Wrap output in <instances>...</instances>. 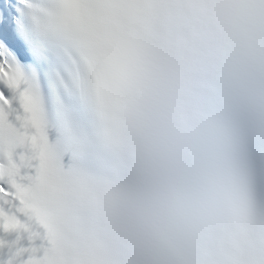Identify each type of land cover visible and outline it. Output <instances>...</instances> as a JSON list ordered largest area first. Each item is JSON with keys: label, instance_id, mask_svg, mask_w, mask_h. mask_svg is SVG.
I'll return each mask as SVG.
<instances>
[{"label": "snow or ice", "instance_id": "snow-or-ice-1", "mask_svg": "<svg viewBox=\"0 0 264 264\" xmlns=\"http://www.w3.org/2000/svg\"><path fill=\"white\" fill-rule=\"evenodd\" d=\"M0 264H264V0H0Z\"/></svg>", "mask_w": 264, "mask_h": 264}]
</instances>
